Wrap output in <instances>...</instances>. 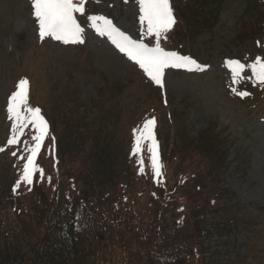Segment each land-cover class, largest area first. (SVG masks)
I'll list each match as a JSON object with an SVG mask.
<instances>
[{"label": "trees", "instance_id": "obj_1", "mask_svg": "<svg viewBox=\"0 0 264 264\" xmlns=\"http://www.w3.org/2000/svg\"><path fill=\"white\" fill-rule=\"evenodd\" d=\"M169 4L175 23L161 35L159 45L186 56L187 47L210 28L215 16L206 12L207 0H169ZM94 5L95 0H86L85 14H76L80 24L98 15ZM33 23H38L35 17ZM242 29L241 41L264 37V22ZM150 40L155 46V38ZM166 42L173 43L171 50L165 48ZM255 95L264 99V83L243 101L252 103ZM59 105L39 108L49 129L37 161L44 169L43 181L37 176L31 186L22 184L13 192L24 163L18 159L23 142L31 143V125L21 144L11 146L17 156L6 148L12 164L0 169V264H264V228L235 220L234 212L221 202L222 195L230 192L220 180L228 158L214 131L190 139L181 123L166 134L155 119L162 166L157 181L146 150V174L141 177L136 171L135 136L124 152L127 161L117 160L107 138L101 139L103 133L96 131L100 127L77 135L83 121L73 117L71 109L58 112ZM148 119L153 118L143 122ZM135 126L129 135L141 129ZM104 131V137L112 134L106 127ZM8 135L12 136L11 128ZM220 211L222 227L231 222L232 229L246 234L244 253L228 256L225 262L204 246V239L221 226L210 231L204 225L205 215L215 217ZM223 248L226 255L232 250L229 245Z\"/></svg>", "mask_w": 264, "mask_h": 264}, {"label": "rangeland", "instance_id": "obj_2", "mask_svg": "<svg viewBox=\"0 0 264 264\" xmlns=\"http://www.w3.org/2000/svg\"><path fill=\"white\" fill-rule=\"evenodd\" d=\"M30 1L0 0V147L12 150L7 145L12 128L7 101L22 79L29 82L26 92L31 106L51 109L60 104L55 109L61 113L71 109L70 114L83 121L78 125H84L77 135L100 127L96 131L103 133L101 139L107 138L115 159L120 161H127L124 152L130 137L135 136L134 132L129 135L131 127L136 124L142 128L146 117L156 119L166 134L181 123L190 139L214 131L228 158L220 180L230 192L222 195L221 202L234 212L235 220H249L264 228V99L255 95L249 103L243 101L247 95L238 94H252L262 83L251 71H245L233 83L228 66L231 60L249 68L258 59L264 62V37L256 42L241 41L242 26L264 22V0H207L206 12H212L215 20L186 49V56L206 70L165 69L163 88L107 37L98 36L88 18L81 24L85 28L83 44L42 40L39 24L33 23ZM94 7L96 14L110 19L133 39L143 36L139 0H95ZM143 39L152 45L151 38ZM172 47L173 43H165V48ZM178 52L183 53L182 49ZM105 127L111 131L110 136L104 137ZM69 133L70 139L74 138ZM5 151L0 152V169L9 164L10 169L12 164ZM134 163L143 177L137 159ZM223 216L222 211L215 217L205 215L204 225L212 231L223 223ZM222 225L218 233L204 239V246L225 262L228 256L244 253L241 245L246 234L232 229L231 222ZM228 245L232 250L226 255L223 247Z\"/></svg>", "mask_w": 264, "mask_h": 264}, {"label": "snow or ice", "instance_id": "obj_3", "mask_svg": "<svg viewBox=\"0 0 264 264\" xmlns=\"http://www.w3.org/2000/svg\"><path fill=\"white\" fill-rule=\"evenodd\" d=\"M86 0H33L32 7L34 17L39 24V37L51 38L63 44L84 43L85 28L78 22L76 14H85ZM139 23L144 27L143 36L133 39L130 35L121 31L114 23L101 15L88 17L95 33L100 37H107L115 48L129 61L138 67L159 87L163 88V76L165 69L205 71L206 67L199 64L190 56L178 55L175 52L165 51L159 45V38L166 33L175 23L169 0H139ZM143 37L155 38V46H149ZM232 73L233 83L245 71H251L252 75L264 83V62L260 59L255 61L251 67L240 62L231 60L228 62ZM26 79L19 81L17 90L11 94L7 101V113L12 123V136L7 140L8 146L21 144L24 130L31 125V143L23 142L21 154L18 159L24 161L19 178L13 188L16 192L20 186H31L34 179L39 176L45 179L44 169L37 163L38 158L48 139V124L41 115L38 107L28 104ZM241 97L247 95L245 92L238 93ZM155 119H148L142 128L134 132L136 137L132 154L138 156V167L141 175H145V168L150 165L153 178L159 181L162 176V166L158 155V143L154 135ZM148 153V165L145 164L143 153ZM5 148L0 147V152ZM12 155L17 156V151ZM51 181V178H47ZM29 190L31 188L29 187Z\"/></svg>", "mask_w": 264, "mask_h": 264}]
</instances>
